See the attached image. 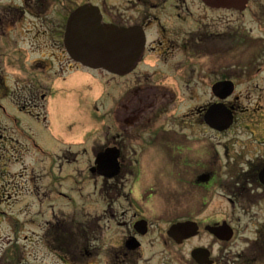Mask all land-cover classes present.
I'll return each mask as SVG.
<instances>
[{"label": "flooded vegetation", "instance_id": "obj_1", "mask_svg": "<svg viewBox=\"0 0 264 264\" xmlns=\"http://www.w3.org/2000/svg\"><path fill=\"white\" fill-rule=\"evenodd\" d=\"M76 7L74 61L65 36ZM94 45L106 51L104 63H91L96 76L121 88L106 92L107 125L85 168L75 157L58 163L73 165L64 172L73 186L61 189L52 175L35 191L27 172L17 182L15 150L1 148L0 171H9L0 180L8 228L0 264H140L141 256H191L198 247L203 264H264V0H0V138L33 151V129L41 120L45 127V71L87 69L80 54ZM105 148L119 156L103 176L94 159ZM80 170L99 208L83 204L77 216ZM63 191L75 193L64 217L49 200ZM35 196L50 211L37 232ZM185 221L197 232L178 243L168 230Z\"/></svg>", "mask_w": 264, "mask_h": 264}, {"label": "rangeland", "instance_id": "obj_2", "mask_svg": "<svg viewBox=\"0 0 264 264\" xmlns=\"http://www.w3.org/2000/svg\"><path fill=\"white\" fill-rule=\"evenodd\" d=\"M251 53L242 54L238 53V58L242 59V61L247 62L250 60ZM241 61V62H242ZM253 64V63H252ZM18 74L19 70L15 69ZM64 73L55 71L53 69H49L45 71V73L49 74V77L45 76V79H42L43 87L41 89V94L45 93L48 95L46 100V106L43 114L45 113L47 119L48 117L54 121L49 122L51 126L55 129L56 135L63 134L62 132L65 129L70 128V123H74L77 118V133H75V125L69 129V131H66L68 134V137H70V140H76L77 137L80 136V133L82 131V127H85L86 130H89L92 127H102L103 122L107 125V111L101 113L104 111L103 109H97L94 107V105L99 104L100 99L98 98L99 91L102 93L108 92L111 90V87H118L121 88V85L119 84H110L108 79L104 78H98L94 72H88L87 69H77V68H65ZM86 71L87 74L84 72ZM37 69L33 70V74L37 75ZM18 76V75H17ZM94 76L96 78H94ZM263 76V74L261 75ZM104 77V76H103ZM120 80H116L118 82ZM101 88V90H100ZM104 94V95H105ZM103 95V96H104ZM94 98L96 100H94ZM106 98V97H105ZM95 101V102H94ZM90 106H91V113H90ZM105 107V103L103 104ZM102 110V111H101ZM106 110V108H105ZM97 117L95 116V114ZM93 115V117L91 116ZM90 116L91 118H89ZM104 117V118H102ZM35 123L36 120L34 119ZM42 121V120H41ZM53 123V124H52ZM40 125V124H39ZM34 133L35 136L37 135L38 139L40 138L43 143L42 148L43 150L47 151L50 149L51 151H58L59 153H55L54 157H58L56 160V164L49 163L48 166H52L54 170L58 169V162L59 161H66L70 160L73 157L77 156L76 154H73L74 150H76L75 146L67 147V149H64L63 146L57 145V140L51 135V133L47 130L42 128V134L40 132V129L35 126L34 127ZM1 135V134H0ZM98 135H100L98 133ZM21 144H18L16 147H14L13 142L9 140L8 137L5 135H2V138H0V151L2 148V151H10L15 150L14 154L16 159L18 160V163L11 167L14 170L16 181L19 183H25V180H27V174L26 177L23 175V173H28L29 177L32 175L33 177V187L40 190L41 192L44 191V189L47 188L49 185L48 183V176L46 173H49L47 170L45 171V165L47 164V156L44 154L39 153L37 150L31 151L28 153L24 148L21 147ZM84 146L77 147V150L82 148ZM71 151V152H70ZM84 153V151H83ZM32 156V157H31ZM51 156V154L49 155ZM63 156V159H62ZM85 154L80 153L79 157H84ZM31 157V158H28ZM52 157V156H51ZM78 157V156H77ZM30 159V160H29ZM86 162V159H84ZM85 162L80 163V166L78 168L82 169L85 165ZM19 163H22L23 165H20ZM49 168V167H48ZM10 169L12 172L13 170ZM33 170V171H32ZM65 173L73 174V170L70 167V165H65L64 169ZM8 171H0V180H3L7 177ZM77 174V190L78 187L81 185V178L83 177V174L81 173ZM33 173V174H31ZM64 181L63 185L61 186V189H68L71 186H73L72 181L70 182V179L66 177V175H63ZM76 188V187H74ZM90 189V181L87 182V186L84 188V192ZM70 195V194H69ZM75 193L71 192V196H74ZM60 200H55L52 196L49 197L50 201H56V204L60 206V208L64 209L65 211L69 210L68 205V199L65 197H61ZM14 199V198H13ZM11 199V200H13ZM20 202L24 203L27 200V197H18L17 198ZM89 197L87 195H84L83 198H80L78 196L77 191V200L80 202V204H89ZM34 205H33V216L35 223L43 221V215H41V210H44L45 207H42L41 209L37 206L36 196L34 197ZM64 210H61L62 213H65ZM24 220V219H23ZM25 221V220H24ZM29 225L24 224V229L29 231ZM35 232L39 231L36 227V224L34 225ZM8 228L7 224L4 222L0 223V236H3L4 233H7ZM41 234V231H40ZM37 236L32 237L35 248L34 250L38 253H41V250H44L40 240L37 242L36 239ZM20 249H24V246H20ZM188 246L184 245L181 247V252L184 254V251H187ZM173 251V250H172ZM103 258V256H100ZM144 257V264H187L185 256H143ZM188 258V256H186Z\"/></svg>", "mask_w": 264, "mask_h": 264}, {"label": "water", "instance_id": "obj_3", "mask_svg": "<svg viewBox=\"0 0 264 264\" xmlns=\"http://www.w3.org/2000/svg\"><path fill=\"white\" fill-rule=\"evenodd\" d=\"M106 41H103V45ZM66 43L67 48L71 52V54L77 57V9L73 11L69 17V23L67 26V34H66ZM93 50L83 51L82 54L86 56L88 61H100L99 57L105 58L106 51L100 48L97 45L93 46ZM107 162V156L103 155L102 158L99 159L98 165H105ZM101 166V167H102Z\"/></svg>", "mask_w": 264, "mask_h": 264}]
</instances>
